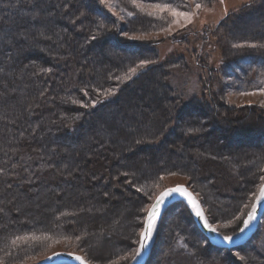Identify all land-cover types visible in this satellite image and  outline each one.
I'll return each mask as SVG.
<instances>
[{
    "label": "trees",
    "instance_id": "obj_1",
    "mask_svg": "<svg viewBox=\"0 0 264 264\" xmlns=\"http://www.w3.org/2000/svg\"><path fill=\"white\" fill-rule=\"evenodd\" d=\"M150 1L180 8L191 5L190 0ZM201 1L203 0L197 2ZM206 1L209 0L204 2ZM117 2L124 9L132 5L130 0ZM103 8L100 0H0V202L3 203L4 199L16 192L17 204L23 205L19 201H29L32 204L30 206L26 203L31 212H25L23 209L26 206L21 209L14 207L16 203H13L12 207L7 208L0 203V255L6 254L14 259L27 255L41 241L34 237L27 239L31 234H79L86 237L88 221L85 219L97 214H109L110 205H115L113 198L120 190L112 186L117 182L118 169L124 172L128 168L132 170L131 178L137 179L136 182H140L143 191L149 194L153 190L157 168L162 172L171 166H180L183 161L182 165L187 163L186 166L194 167L193 172L199 176L197 183H204L208 187L209 182V197L222 205L224 210L228 209L226 204L232 199L237 201L236 205L240 208L241 198L247 196L241 194L244 191H248V194L250 192L249 189L246 190V183L254 184L255 174L258 172L253 169L259 168L264 160V155L259 159L260 154H252L255 150L264 154V122L259 121L260 116L259 119L245 123L244 117L212 92L195 97L183 106L178 104V96L171 94L175 89L164 79L165 64H155L158 61L157 49L120 37L116 30L120 23ZM142 16L139 17L140 23L146 21L145 25H149L148 17L145 14V17ZM134 18L136 16L132 15L129 19ZM155 21L153 20L154 23ZM224 21V27L221 26L229 30L228 34L223 31L224 36L232 35L238 38V42L251 41L256 45L235 48L229 44L225 48L219 44L222 47V70L235 75V88L238 90L264 87V0L248 3L239 13ZM98 38L102 42L92 44ZM109 43L113 45L110 48ZM145 48L150 49L146 54ZM147 57L153 58V63L124 81L133 62ZM156 65H161L159 70L163 68L161 73L155 74V71H159L155 69ZM151 71V79L166 82L172 100H163V105L153 117L151 114L156 111L145 117H138L137 121L118 116V107L115 106L118 97L115 95L123 85L130 84L144 73L149 75ZM73 73L75 78H72ZM212 80L213 77L209 75L205 85L210 87ZM111 90L115 91L110 92ZM104 101H108L107 104L110 105H101ZM166 103L169 105L165 107ZM204 103L217 109L218 114L215 117H203ZM97 106L104 108L97 110ZM186 113L198 114L200 117L198 120H184L181 130L201 128L196 133L207 130L222 133L226 144H247L253 146L252 149L245 147L229 150L218 146V143L186 145V140L181 138L171 143L175 145L172 149L176 150L177 155H142L139 159L128 157V153L136 147L147 150L156 145L166 133L174 131V124L171 123ZM182 132L185 136V132ZM219 141L222 142L223 139ZM196 146L207 150L208 156L202 162L192 155L185 159V150ZM163 157L167 166H162L159 162ZM208 159L214 160L218 165L222 163L226 168L233 167L230 169L239 175L238 180H244V184L236 186L233 192H220L218 187L210 184L215 174L203 173V170L209 168L205 162ZM137 161L144 163L137 164ZM198 166L201 167L200 171ZM226 178L232 181L231 174ZM92 183L96 185L95 188L105 186L102 189L105 192L95 193L94 189L93 193L84 194V191L93 189ZM223 183L227 182L224 180ZM260 183L256 182L255 185ZM83 186L87 189L81 190ZM109 188L112 189V194H106ZM191 188L196 191L194 187ZM18 192L22 193L21 196ZM133 195L127 200L138 202L144 197L143 192ZM201 196L210 220L212 216L205 206V191ZM39 199L42 200L37 204ZM249 200L247 198L248 204ZM34 203L37 208H33ZM219 204L214 203L210 207L219 213ZM174 207L175 209L171 207L166 213H175L177 220L181 222L183 218L182 222L186 225L193 224L190 209L183 201H178ZM98 209L99 212H96ZM222 211L219 214L220 220L232 221L229 226L221 229L222 233L232 234L230 229H234L233 233L236 232L247 209H242L244 214L241 212L242 217L236 220L232 219L233 216L230 219L224 218ZM164 217L163 215L159 222L157 236L160 242L166 241L170 251H173V246L183 234L177 231L180 227L170 229L171 233L170 230L162 231L165 226L162 225ZM195 232L201 237L203 244L202 233ZM116 239L118 240L117 237ZM207 243L205 249L209 251L204 253V257L209 258L210 253L223 252V249L209 241ZM188 245L190 246L189 243ZM245 246H239V249L244 250ZM202 259L205 262L209 260ZM162 260L166 259L160 257L157 264ZM150 263L148 261L146 264ZM207 263L211 264L209 261Z\"/></svg>",
    "mask_w": 264,
    "mask_h": 264
},
{
    "label": "rangeland",
    "instance_id": "obj_2",
    "mask_svg": "<svg viewBox=\"0 0 264 264\" xmlns=\"http://www.w3.org/2000/svg\"><path fill=\"white\" fill-rule=\"evenodd\" d=\"M197 1L198 0H190V7L180 8L150 0H130V3H132L131 7L124 9L118 4L117 0H100L104 7L103 9L108 11L117 19V22L120 23L117 32L120 37L124 38V40L139 42L138 45L144 44L153 49H157L156 59L158 61L155 64L158 62L165 64L164 70L166 71V75L164 76V79L175 89L171 94L173 93L178 96V104L183 106L184 103H189L195 97H201L205 94L209 95V93L212 92L218 98L230 104L234 110L241 115V117H244L245 123L258 118L259 116V121L261 123L264 122V87L261 86L251 90H238L235 88V83L237 81L235 75L223 71V66H221V46L228 48V46L233 45L235 48H246L248 46L256 45L255 42L251 41L244 43L238 42V38L232 35L224 36L223 31L228 34L229 30L223 28L224 26L222 25V22H225L224 20L227 17L230 18L231 16H235L242 8H245L248 3H254L257 0H209L206 2L203 0L201 3ZM197 4L200 5L199 8H197ZM165 5H167V7H165ZM174 12L189 13L190 18L174 15ZM144 14L146 18L148 17L147 20L149 19L150 21L149 25H145L146 21L140 23L141 19L139 20V17L142 15V17H145ZM132 15L136 16V18L129 19ZM99 16L101 17V15ZM153 20H156L155 23ZM219 25H222L223 27H220ZM219 44H221V46H219ZM112 46L113 45L109 43L108 48ZM116 49L118 52H121L117 47ZM117 51L115 50V52ZM111 53L114 54L113 52ZM134 54H136V52ZM149 57L136 59L138 61L136 63V60L133 62L134 65L130 68L128 72L129 74L125 77L124 81L129 80L132 75L136 74L141 68L143 69L150 65V63L152 64L153 58ZM204 63L207 64V66ZM209 75L213 77V80L211 81V86L207 87L205 84L208 83L206 80ZM75 77L76 75L73 73L72 78ZM223 84H227L228 87L223 88ZM113 91L115 90H111L110 92ZM95 104L94 101V105ZM168 105L169 103H166L164 106L166 107ZM157 113L158 112L151 114V117L154 115L156 116ZM155 126H153V129ZM182 130L186 135L190 134V136H192L194 133L201 130V128L190 131L183 128ZM176 144H179V142ZM193 144L194 143L189 145ZM172 146L175 147V145L171 144L170 147ZM185 151L187 152V154L184 153L185 159L188 155H192L196 158H200L202 162L206 156H208L207 150L198 146L188 147ZM255 151L256 152H253L252 154H260L259 159H261L264 154L260 150ZM176 160L178 161L179 159ZM137 162V164L144 163L143 161ZM159 162L162 166H167L166 164H168L165 162L164 157ZM205 162H207L209 168L203 170V173L206 174L207 172H212L215 174L214 180L212 178L210 184L218 187L220 192H233L236 186L238 187L239 184H244V180H238L239 175L235 173L233 169H230L233 167L227 166L226 168L222 163L221 165H218L217 163H214V160L209 159ZM182 163L180 166L174 165V167L171 166L168 169H162V172H160L161 169H153L156 171V177L152 184L153 190L149 194L146 191H143L140 182H136L138 181L137 179L134 178L133 180L131 178L132 170L128 168L127 172H124V170L120 171L118 169L117 180L115 179L117 182L112 186L113 188L116 187V189L120 190L118 193H115V197L113 198L115 205H110L109 211H111L109 214L104 216L97 214V216L87 217L85 219L89 222H86L88 224L86 237H81L79 234L65 236H58L57 234L32 236L31 234L27 239L34 237L38 239L40 238L41 241L39 240L38 244L32 247L27 255L14 259V257L12 258L6 254H1L0 264H36L48 255L58 251L81 254L91 264H132L139 252L140 236L144 229L146 217L152 203L161 192L177 184H187L189 187H194L196 191H194L193 188L191 189L195 192L203 207L204 203L202 202L201 198L203 197L201 195L202 192L205 191V206L207 210L209 209L211 212L212 218L210 217L211 219L209 221L212 226L223 236H237L245 227L244 221L249 219L255 202L261 193L264 184V160L261 162L259 168L255 167L253 169L258 172L257 175L255 174L253 180L254 184L246 183V190L249 189L250 192L248 194V191H244L241 194L247 195L245 196L246 198H241V207L239 208L236 205L237 201L232 199L230 203L229 201L227 202L229 204H226V208H228L226 210H224L225 208L222 205L220 206L219 203L209 197L207 191L209 182L208 187L205 186L204 183H197L199 176L193 172L194 167L186 166L187 163L182 165ZM197 168L198 171H200L201 167L198 166ZM229 169L231 171H229ZM260 172L261 176H259ZM245 173H247V171ZM122 174H124V178H122ZM229 174L232 176V181H229L228 178H226ZM224 180L227 183L224 184ZM256 182L261 183L260 185H255ZM95 186L96 185L94 184L93 189L90 188L89 190H86L87 188L83 186L81 187V190H86L84 191V194L86 195L90 192L93 193L94 189L95 193L99 191H101L99 193L105 192L102 190L105 189V186H101L102 188H95ZM141 192H143L144 197L141 200L138 199V202H134L132 199L127 200L130 197H133V194H139ZM21 194L22 193H19L20 196ZM106 194H112V189L109 188ZM15 196L16 192L4 199L3 203L0 202L1 205H6L8 208L12 207L13 203H16L14 204V207L17 206L22 209L23 206H26L23 211L29 212V208L32 206L31 202L27 201L22 203L19 201L20 204H23L19 205V203L17 204ZM247 198L250 199L249 204ZM41 200L42 199H39L37 204ZM148 202L151 203L149 204ZM26 203H29L30 206ZM214 203L215 205L219 204V213H217V210L210 207V205ZM37 204L35 205L34 203L33 208H37ZM174 204L170 205L164 212L165 219L162 225L165 224V226L162 227L161 225L163 228L162 231L168 232L170 229L172 230L173 228L180 227L177 231L183 234V236L180 235V241H176L173 246V251H170L166 241L163 242L161 249L162 255L160 257L166 260L160 261L159 264H208V261L211 264H234V261L242 264H264V217L257 230L245 243L232 248L217 246L218 248L223 249V252L218 254L210 253V257L207 258L203 255L204 253L207 254V251H209L205 249L209 240L199 229L195 220H193L192 225H186V223L182 222L183 218L181 220L179 219L181 222L177 220L178 217H176L175 213L173 215L166 213L171 207V209H175L176 206L174 207ZM26 208H28V210H26ZM33 208L31 207V209ZM188 208L190 209L189 206ZM244 208L247 209V213L245 212L246 215L241 225L239 224L238 230L233 233L234 229H230L232 234H223L221 229L225 228V226H229L232 221H227L226 219V221L222 222L219 218L221 216L219 215L220 211L224 210L222 211L224 214L221 213L224 218L230 219V217L233 216L232 219L236 220L242 217L244 214L242 209ZM99 210L100 209L96 210V212H99ZM204 210L206 212L205 207ZM169 212L172 211L169 210ZM158 226H160L159 223L155 230L152 245L154 255H152L153 252H150L147 263L148 261L152 262V258H155L158 249L161 248V242L159 241V236H157ZM82 227L83 226H81V228ZM195 230L202 233L204 237L203 244L201 237L196 234ZM111 236H113L112 239ZM168 239L169 238H167V240ZM245 245H250V247ZM239 246H245L244 250H240ZM202 258L209 260L205 262Z\"/></svg>",
    "mask_w": 264,
    "mask_h": 264
},
{
    "label": "bare ground",
    "instance_id": "obj_3",
    "mask_svg": "<svg viewBox=\"0 0 264 264\" xmlns=\"http://www.w3.org/2000/svg\"><path fill=\"white\" fill-rule=\"evenodd\" d=\"M118 29H119V26L116 28V30ZM97 42L98 43L102 42V39L98 38L95 41H93L92 44L97 43ZM149 51H150L149 48L148 49L145 48L144 54H146ZM159 66L161 65H156L155 69L159 70L158 68ZM162 70L155 71V74L161 73ZM152 74H153V71H151L149 75L148 73H144L140 77L134 79L130 84H125L121 87V90L115 95L118 97V100L115 103V106L118 107V111H117L118 116L122 118H126V119H134L135 121H137L138 117L139 118L145 117L149 115V113H153L154 111L157 112L158 108L161 105H163V100H167V101L172 100L173 97L169 95V91L167 89L168 85L166 84V82L155 80L153 78L151 79ZM222 87L227 88L228 85L223 84ZM107 103L108 101H104L101 103V105L102 104H105V106L110 105ZM98 106L96 107L98 108L97 110L104 108V107H98ZM204 106H205L204 108L205 110H204V114L202 115L203 117H207V116L215 117V115L218 114L217 109H213L211 108L210 105H207L205 103H204ZM94 113L95 111L93 112V114ZM199 117L200 115L198 114L193 115L190 113H186L185 116H183L182 118H176L175 121L171 123V124H174L173 125L174 131L170 133H166L164 137L161 138V140L158 141L156 145L148 147L147 150L136 147L135 149L131 150L128 153V157L132 159H139L142 155H153V156H157L160 154L177 155L176 150L174 151V149H172L173 147H170V144L175 143L177 140L181 138L186 140V143H185L186 145H189L192 143L196 145L197 144L198 145H205V144L212 145L214 143H218L217 144L218 146L228 148L229 150L242 149L245 147L252 149L253 146H250L247 144L228 145L226 144V139L223 137L222 133L218 134L210 130H207L204 133H199V134L196 133L193 136H190V135L184 136V133L181 130V124L183 123V121L186 119L198 120ZM92 119H94V117ZM221 139H223L222 142L219 141ZM262 146H264V143L262 144ZM244 229L245 227L243 228V230ZM162 245H163V241H161V245H160L161 248L158 249V252L155 258L153 259V261L151 262V264H157V262L159 261V258L162 253V250H161ZM234 264H242V263L234 261Z\"/></svg>",
    "mask_w": 264,
    "mask_h": 264
},
{
    "label": "water",
    "instance_id": "obj_4",
    "mask_svg": "<svg viewBox=\"0 0 264 264\" xmlns=\"http://www.w3.org/2000/svg\"><path fill=\"white\" fill-rule=\"evenodd\" d=\"M174 189H183L184 191L183 193L179 191H170ZM190 198L191 200H194L196 202L195 207L190 202ZM158 201H159V205L157 206ZM178 201H184L190 207L197 226L208 238L211 244L218 247L232 248L245 243L248 239L251 238L253 233L259 227L260 222L264 217V184L262 186L261 193L255 202L254 208L252 209L250 216L253 218L250 220L249 225L245 227L243 232L241 231L242 233L240 232L241 234L239 233L240 235L238 234L237 236L231 237V240H226L225 239L226 236L219 234L216 231V229L212 226L204 210V207L202 206L201 201L198 199V197L196 196L195 192L191 189V187H189L187 184H177L173 187L165 189L156 197V199L154 200V202L152 203L149 209L148 215L146 217L144 229L140 236L139 252L132 264L147 263L150 252L152 250L153 238L156 227L160 222L161 218L163 217L166 209L170 205ZM154 206H157L156 207L157 215L153 220V227L151 232L149 233L148 221ZM197 210H199L202 213L201 216H197ZM205 221L207 223H205ZM142 243L145 245L143 249L141 248ZM36 264H91V263L87 261L81 254L58 251L48 255L47 257H45L43 260H41Z\"/></svg>",
    "mask_w": 264,
    "mask_h": 264
},
{
    "label": "snow or ice",
    "instance_id": "obj_5",
    "mask_svg": "<svg viewBox=\"0 0 264 264\" xmlns=\"http://www.w3.org/2000/svg\"><path fill=\"white\" fill-rule=\"evenodd\" d=\"M159 7V6H158ZM165 7H167V5H165ZM200 7V5L199 4H197V8H199ZM174 15H179V16H184V17H186V18H190V14L189 13H183V12H174ZM170 191H179V192H181V193H183V189H174V190H170ZM190 202L193 204V206L195 207L196 206V202L194 201V200H191V198H190ZM159 205V201L157 202V206ZM157 206H154L153 207V210H152V213H151V215H150V217H149V221H148V232L150 233L151 232V230H152V227H153V220H154V218H155V216L157 215V212H156V207ZM202 215V213L199 211V210H197V216H201ZM253 217H249V219L248 220H245L244 221V225H245V227H247L248 225H249V223H250V220L252 219ZM205 223H207L206 221H205ZM243 230V229H242ZM225 239L226 240H231V237H225ZM145 247V245L142 243L141 244V248L143 249ZM79 259V258H78Z\"/></svg>",
    "mask_w": 264,
    "mask_h": 264
}]
</instances>
